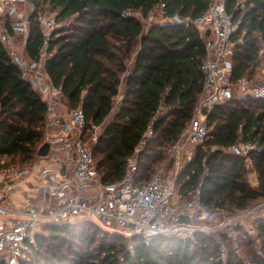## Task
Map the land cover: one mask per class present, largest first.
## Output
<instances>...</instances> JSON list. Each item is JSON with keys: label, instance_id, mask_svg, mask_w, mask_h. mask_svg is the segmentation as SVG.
Wrapping results in <instances>:
<instances>
[{"label": "trees", "instance_id": "obj_1", "mask_svg": "<svg viewBox=\"0 0 264 264\" xmlns=\"http://www.w3.org/2000/svg\"><path fill=\"white\" fill-rule=\"evenodd\" d=\"M29 1L35 12L29 17L26 54L38 59L45 44L39 15L46 9L57 13L56 23L61 26L47 41L46 72L68 105L82 109L88 131H93V125L102 127L93 146L102 182L123 181L128 159L151 125L153 134L139 153L134 174L135 184H147L167 164L169 149L194 117L206 50L196 27L155 23L144 32L134 13L147 17L164 4L165 17L196 19L213 0ZM225 4L237 25L231 36V82L253 81L264 47V0H225ZM133 53L126 92L115 110L117 86ZM46 119L47 104L21 77L0 41V169L29 167L38 159ZM207 123L212 130L206 148L196 149L178 178L182 196L190 199L199 187L203 207L231 214L264 201V99H230L208 113ZM238 142L257 146L249 153L258 176L256 187L250 183L244 157L226 151ZM252 225L256 243L242 227L235 228L236 241L240 249L252 244L248 260L264 264V223L255 220ZM46 230L48 235L37 237L33 259L23 264H243L227 234L186 239L158 236L147 246L140 235L132 239L107 235L88 222L52 224ZM217 239H224L229 247L225 263L219 259ZM130 242L133 250L128 249Z\"/></svg>", "mask_w": 264, "mask_h": 264}, {"label": "built area", "instance_id": "obj_2", "mask_svg": "<svg viewBox=\"0 0 264 264\" xmlns=\"http://www.w3.org/2000/svg\"><path fill=\"white\" fill-rule=\"evenodd\" d=\"M164 7L162 4L147 17L142 16L144 22L152 21L154 13H159L161 20L157 23L160 25L194 26L205 41L206 56L201 64L203 88L194 117L169 149L167 164L157 170L147 184H135L134 174L139 153L153 134L151 125L128 159L123 181L105 184L93 159V146L102 127L93 125V131H88L82 109L68 105L46 72L50 56L47 41L49 31L56 26V15H39L46 41L39 58L31 59L26 54V43L31 27L29 17L35 7L29 0H0V41L19 68L21 77L47 104L44 130L45 141L50 145L49 153L39 156L38 161L27 168L0 169V264L30 262L38 251V235H43L52 224L97 222L109 235L122 234L130 239L140 235L147 246L158 236L186 239L227 234L234 238L233 250L238 257L241 249L234 235L235 228L242 227L247 236H257L252 222L264 223V201L231 214L224 209L203 207L199 187L191 193L190 199H185L177 182L189 162V148H205L211 131L208 113L233 98L264 99V80L231 82L234 49L231 36L237 25L226 11L225 0H213L208 10L196 19L165 17ZM23 9L30 15L26 17ZM19 37L24 38V48L17 43ZM130 68L121 75L117 86L115 110L125 95ZM161 112L159 110L157 115ZM89 133H93V145L86 142ZM256 148L255 144L238 142L226 151L243 156L247 171L253 175L256 173L249 153ZM194 152L192 150L191 154ZM17 196L20 197L18 203ZM217 243L219 259L225 263L229 247L224 239H217ZM133 248L130 242L128 249ZM243 264L252 263L246 259Z\"/></svg>", "mask_w": 264, "mask_h": 264}, {"label": "rangeland", "instance_id": "obj_3", "mask_svg": "<svg viewBox=\"0 0 264 264\" xmlns=\"http://www.w3.org/2000/svg\"><path fill=\"white\" fill-rule=\"evenodd\" d=\"M23 12H25V16L27 17V16H29L30 15V12L29 11H27V10H25V9H23ZM44 14H46V15H56L57 13H54V12H51V11H49L48 9H46V11L44 12ZM154 15H155V18L152 20V21H149V19H146L147 21L146 22H144V20H143V15L140 13V12H136L135 13V16L137 17V18H139V19H141V21L143 20V27H144V32H146L147 30H148V28H149V26H151V24H155V23H157V22H159L160 20H161V14H159V13H154ZM56 17V16H55ZM56 23V22H55ZM56 26H54V28L53 29H51L49 32H50V34H51V32L52 31H54V29H56L57 27H60L61 26V24H55ZM23 40H24V38L23 37H19L18 39H17V43H18V45L21 47V48H24V44H23ZM135 56H136V53H133L132 54V56L126 61L127 62V64H128V67H131L132 65H133V62H134V58H135ZM129 62H131L132 64H130ZM264 80V47H263V50H262V58H261V66L258 68V70H257V74H256V76L254 77V79H253V82L254 83H260L261 81H263ZM234 89L236 90V86L234 87ZM63 102H64V100H63ZM65 103V102H64ZM211 130H212V128H211ZM102 131H98L97 132V134H98V136L100 135V133H101ZM92 135H93V133H89V134H87V137H86V142L87 143H89V144H91V145H93L94 144V141H92ZM46 141H45V131H44V143H45ZM207 143V142H206ZM206 143L204 144V147L206 148ZM198 147H196V148H194V147H190L189 148V158H191V157H193V154H191L192 153V150L194 151H196V149H197ZM185 157H186V154H185ZM187 158H188V156H187ZM38 159H39V157H38ZM38 159L36 160V161H38ZM164 166V165H163ZM8 168H21V169H24V168H27V167H22V166H15V167H8ZM162 168V167H161ZM160 169V168H159ZM250 175V174H249ZM251 176V175H250ZM94 225H97V226H99V224L96 222V223H93ZM100 227V226H99ZM100 229L101 230H103L101 227H100ZM244 230V229H243ZM102 232H104V230L102 231ZM105 234H107L106 232H104ZM44 235H48L47 234V232H45L44 233ZM107 235H109V234H107ZM234 235H235V233H234ZM248 237V239H250L252 242H255L256 243V235H248L247 236ZM232 240H234V238H232V237H230ZM234 244V243H233ZM95 245H97V244H95ZM78 247H80V246H78ZM77 247V248H78ZM81 247H83V246H81ZM80 247V249L82 250V248ZM94 248V247H93ZM93 248H91V249H93ZM245 248V249H244ZM244 248H242L241 249V256L239 257L240 259H241V261H243V260H246V259H251L250 258V255H249V248H254L253 247V245L251 244V245H247L246 247H244ZM90 251H92V250H90ZM248 252V253H247ZM92 261H94V260H92Z\"/></svg>", "mask_w": 264, "mask_h": 264}, {"label": "crops", "instance_id": "obj_4", "mask_svg": "<svg viewBox=\"0 0 264 264\" xmlns=\"http://www.w3.org/2000/svg\"><path fill=\"white\" fill-rule=\"evenodd\" d=\"M191 158H188V160L190 161ZM249 180H250V183H251L252 186H254V187L258 186V176H257V174H253V175L249 176ZM19 201H20V197L17 196L16 197V203H18Z\"/></svg>", "mask_w": 264, "mask_h": 264}, {"label": "water", "instance_id": "obj_5", "mask_svg": "<svg viewBox=\"0 0 264 264\" xmlns=\"http://www.w3.org/2000/svg\"><path fill=\"white\" fill-rule=\"evenodd\" d=\"M50 145L48 142H45L39 149L38 155L44 157L49 153Z\"/></svg>", "mask_w": 264, "mask_h": 264}]
</instances>
